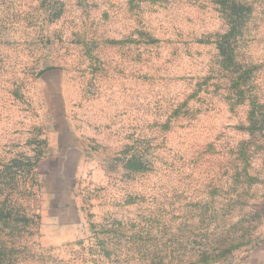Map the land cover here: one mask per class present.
Returning <instances> with one entry per match:
<instances>
[{
	"label": "rangeland",
	"instance_id": "374dc122",
	"mask_svg": "<svg viewBox=\"0 0 264 264\" xmlns=\"http://www.w3.org/2000/svg\"><path fill=\"white\" fill-rule=\"evenodd\" d=\"M0 203V264H264V0H0Z\"/></svg>",
	"mask_w": 264,
	"mask_h": 264
},
{
	"label": "trees",
	"instance_id": "16d2710c",
	"mask_svg": "<svg viewBox=\"0 0 264 264\" xmlns=\"http://www.w3.org/2000/svg\"><path fill=\"white\" fill-rule=\"evenodd\" d=\"M234 31H235V28H234ZM229 35H230V34H228L227 37H229ZM227 37H226V38H227ZM2 205H3V204L0 203V218H1V217L5 218L4 215H3V211L1 210V209H2ZM4 206H5V205H4Z\"/></svg>",
	"mask_w": 264,
	"mask_h": 264
}]
</instances>
